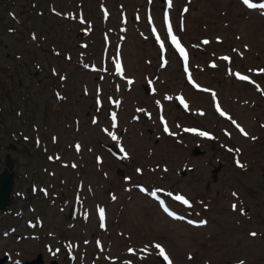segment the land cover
<instances>
[{"label":"rangeland","instance_id":"374dc122","mask_svg":"<svg viewBox=\"0 0 264 264\" xmlns=\"http://www.w3.org/2000/svg\"><path fill=\"white\" fill-rule=\"evenodd\" d=\"M0 93L12 130L31 137L14 145L26 153L27 212L4 222L0 258L168 264L159 244L173 264H264V10L0 0Z\"/></svg>","mask_w":264,"mask_h":264},{"label":"flooded vegetation","instance_id":"af4514ba","mask_svg":"<svg viewBox=\"0 0 264 264\" xmlns=\"http://www.w3.org/2000/svg\"><path fill=\"white\" fill-rule=\"evenodd\" d=\"M1 95V93H0ZM59 100V99H58ZM3 98H0V113L4 112L5 117H1L0 119V136L3 137V140L8 141L6 143H2L0 145V174L5 173H12V181H13V188L18 186V196L19 199L23 201L22 206L20 207V210H16V204H17V196L13 193V188L11 191V200L9 204H6L4 208L0 209V234L8 236L9 232L11 231L12 225L7 226L6 229H4V222L7 219L13 218V220L18 221L21 220L27 212V205L25 207V204H27V193L25 191H22V185L25 182L26 177H28V174H26L25 171V163H26V153L24 151V156L22 154V150L15 149L14 145H20L22 142L27 144L29 141H31V137L29 138L24 130L16 129L15 130L11 128V125L9 124L10 121V107H7L6 105L2 106ZM59 100L58 102H60ZM22 123H25L22 121ZM4 130V133L1 132V130ZM35 134L37 135V142L38 146L37 148L45 151L44 149V141L47 140V136H44L43 134L38 133V127L34 128ZM40 136H39V135ZM52 140H57V135H52ZM10 147H12L10 149ZM53 150L49 151L46 155V158H48L51 162H54L55 159H52L51 156L53 155ZM41 156V159L43 158L42 153L39 154ZM37 164V168H38ZM52 168L42 167V171H51ZM38 172V169H37ZM34 195V194H33ZM26 200V201H25ZM8 262V258L5 259V261L2 262V264H6Z\"/></svg>","mask_w":264,"mask_h":264},{"label":"snow or ice","instance_id":"6c2138e0","mask_svg":"<svg viewBox=\"0 0 264 264\" xmlns=\"http://www.w3.org/2000/svg\"><path fill=\"white\" fill-rule=\"evenodd\" d=\"M242 2L249 8L264 10V0H260L259 3L255 2V0H242ZM169 6H171V0H169ZM186 10L187 9H185V11ZM165 18L167 20V14H165ZM168 31H169V33L172 32V28H171L170 25H169ZM171 39H172V42L176 45V47L180 50L181 55L184 56L185 60H187V53L184 50V48L181 46V44H180L179 40L177 39V37L175 35H172ZM204 43H208V41L205 40ZM224 59H228V57H224ZM239 78L243 79V80H247L248 79L247 76H240ZM185 106L187 107V105H185ZM113 119L115 120V114H113ZM233 123H235V121H233ZM237 127H239V125H237ZM240 130L242 132H244V130L242 128ZM165 131H168L167 126H165ZM186 131H196V130L195 129H186ZM200 134L204 135V136H208L209 135L207 132H201ZM244 134L247 135L246 132H244ZM113 139H116V137L113 136ZM77 147H79V146H77ZM121 151H124V150L121 149ZM125 155H127L126 152H125ZM237 163H239V161ZM152 195L156 196V192L155 191L152 192ZM233 195H235V193ZM176 199L179 200V201H182L186 205H190V201L183 195H177ZM235 207H236V205H233V208H235ZM165 210L167 211V209H165ZM104 212H105V210L103 208H99V214H100L101 220H103ZM169 214L170 215H175V213H169ZM190 223H196V222L195 221H190ZM200 223L201 224H205L207 222L206 221H200ZM101 226H103V224ZM252 235L255 236L256 233H252ZM156 248L159 249L160 255H162L164 257V259L168 262V264H173L172 260L169 259V256L166 254L165 249L163 247H161V245L157 244ZM129 251H132V250L129 249ZM241 264H243V262H241Z\"/></svg>","mask_w":264,"mask_h":264},{"label":"water","instance_id":"95a60500","mask_svg":"<svg viewBox=\"0 0 264 264\" xmlns=\"http://www.w3.org/2000/svg\"><path fill=\"white\" fill-rule=\"evenodd\" d=\"M12 173H3L0 174V208H4V206L10 202V191L12 187ZM4 261V258H0V264ZM19 263V261H16ZM22 264H44V259L42 254L39 252L35 256V258L21 262Z\"/></svg>","mask_w":264,"mask_h":264},{"label":"bare ground","instance_id":"6f19581e","mask_svg":"<svg viewBox=\"0 0 264 264\" xmlns=\"http://www.w3.org/2000/svg\"><path fill=\"white\" fill-rule=\"evenodd\" d=\"M158 47H159V49H161V51L163 50V48L161 47V45L158 46ZM176 54H177V52H176ZM177 56H178V55H177ZM178 57H179V56H178ZM188 57H189V53H188ZM179 58H180V57H179ZM181 58L183 59L182 56H181ZM129 61H130V60H129ZM167 63H168V61H167ZM167 63H166V64H167ZM166 64H165V65H166ZM167 65H168V64H167ZM167 65H166V66H167ZM167 69H168V68H167ZM138 72H139V69H138V71H136V72L133 74L134 77H135V80H134L135 82H137L138 79H140V78H139V75H138ZM135 82H133V86L136 84ZM205 96L208 97L207 95H205ZM144 212H145V211H144ZM157 252H158V251H157Z\"/></svg>","mask_w":264,"mask_h":264}]
</instances>
